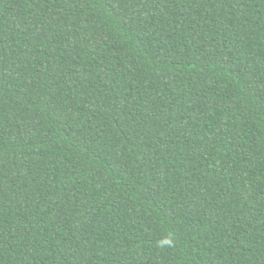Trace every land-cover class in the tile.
<instances>
[{
    "label": "trees",
    "instance_id": "trees-1",
    "mask_svg": "<svg viewBox=\"0 0 264 264\" xmlns=\"http://www.w3.org/2000/svg\"><path fill=\"white\" fill-rule=\"evenodd\" d=\"M0 264H264V0H0Z\"/></svg>",
    "mask_w": 264,
    "mask_h": 264
}]
</instances>
